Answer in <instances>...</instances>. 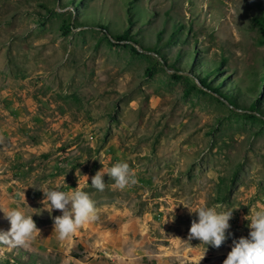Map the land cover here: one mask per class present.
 Wrapping results in <instances>:
<instances>
[{
    "label": "rangeland",
    "instance_id": "374dc122",
    "mask_svg": "<svg viewBox=\"0 0 264 264\" xmlns=\"http://www.w3.org/2000/svg\"><path fill=\"white\" fill-rule=\"evenodd\" d=\"M261 18L264 0H0V207L41 231L0 264H223L264 206ZM120 161L135 185L92 187ZM78 181L97 219L60 241L39 189ZM182 204L234 209L219 248Z\"/></svg>",
    "mask_w": 264,
    "mask_h": 264
},
{
    "label": "clouds",
    "instance_id": "9594fccd",
    "mask_svg": "<svg viewBox=\"0 0 264 264\" xmlns=\"http://www.w3.org/2000/svg\"><path fill=\"white\" fill-rule=\"evenodd\" d=\"M105 175L115 182L114 187L121 190L138 182L136 173L129 164L120 161L110 167L103 166L101 170L97 171L91 177L92 187L98 191H104L106 187ZM84 177L88 181L89 178ZM60 187L61 185L57 184L54 188L43 187L39 190L44 196L41 201L44 210L50 214L53 210L62 213V215L53 218V232L57 234L58 240L64 241L83 224L95 221L97 209L89 194L80 187L79 181L78 186L72 188L71 191H61ZM23 197L26 201L24 193ZM182 205L190 214L195 213L197 216V219L191 222L188 239H198L206 246L212 245L219 248L226 239V232L230 228L229 221L232 219L234 209L219 210L223 208L219 204L211 207L202 205L194 209L187 204ZM0 212L10 224L8 230H0V250L3 248H28L41 235L40 229L32 218L33 214H29L25 208L20 206L0 207ZM174 218L173 216L170 219L174 220ZM245 219L250 221L249 236L240 237L238 241L233 242L234 246L223 264H264V206L251 208Z\"/></svg>",
    "mask_w": 264,
    "mask_h": 264
},
{
    "label": "trees",
    "instance_id": "16d2710c",
    "mask_svg": "<svg viewBox=\"0 0 264 264\" xmlns=\"http://www.w3.org/2000/svg\"><path fill=\"white\" fill-rule=\"evenodd\" d=\"M261 20H262V26L264 27V18H261ZM127 32H124V37H126L127 36ZM261 81H262V83L264 84V75L262 76V78H261ZM259 98H261V96H259V97H257V99H259Z\"/></svg>",
    "mask_w": 264,
    "mask_h": 264
}]
</instances>
